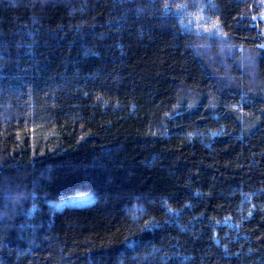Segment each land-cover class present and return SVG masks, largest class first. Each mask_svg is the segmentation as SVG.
<instances>
[{
  "label": "trees",
  "instance_id": "obj_1",
  "mask_svg": "<svg viewBox=\"0 0 264 264\" xmlns=\"http://www.w3.org/2000/svg\"><path fill=\"white\" fill-rule=\"evenodd\" d=\"M261 3L0 0V264H264Z\"/></svg>",
  "mask_w": 264,
  "mask_h": 264
},
{
  "label": "rangeland",
  "instance_id": "obj_2",
  "mask_svg": "<svg viewBox=\"0 0 264 264\" xmlns=\"http://www.w3.org/2000/svg\"><path fill=\"white\" fill-rule=\"evenodd\" d=\"M261 5L262 6L260 8L259 17L263 21L262 26L264 28V0H262ZM201 17H202L201 14H198L196 16L194 23H193L194 26L190 22L185 23V25L187 26L189 30L195 29L200 33L207 34L208 40H206L205 42H202L203 44H199L197 46L198 49H202L203 54L207 56L209 55L211 50L213 51L211 47H215V44H216L218 52L216 53L211 52L212 54H214V59L223 61L226 58H230L231 54L232 56H234V53L232 52L233 48L227 46L228 43H223V44L221 43L223 40L221 41L220 34H219L220 32L218 31L217 25H215L214 23L212 25L211 23H208V22L207 24H205L204 21H202ZM214 36H216V43H215ZM217 39L218 40L220 39V42L217 43ZM252 56L253 55H250L249 53H244L241 55L240 60H242V62L243 61L250 62L253 58ZM242 64L243 63L240 62V65ZM92 199H93V196L90 193H80V194L72 195L68 198H64L62 201L69 202V203L85 204V203H88Z\"/></svg>",
  "mask_w": 264,
  "mask_h": 264
}]
</instances>
